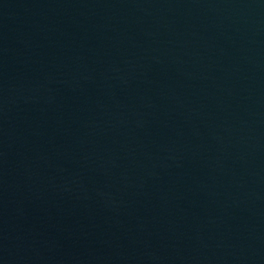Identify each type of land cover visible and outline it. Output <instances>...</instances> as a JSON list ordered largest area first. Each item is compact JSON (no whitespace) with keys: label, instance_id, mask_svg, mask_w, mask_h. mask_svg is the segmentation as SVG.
<instances>
[{"label":"water","instance_id":"water-1","mask_svg":"<svg viewBox=\"0 0 264 264\" xmlns=\"http://www.w3.org/2000/svg\"><path fill=\"white\" fill-rule=\"evenodd\" d=\"M0 264H264V0H0Z\"/></svg>","mask_w":264,"mask_h":264}]
</instances>
